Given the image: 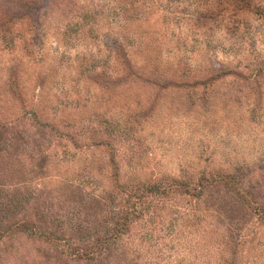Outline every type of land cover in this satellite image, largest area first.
Segmentation results:
<instances>
[{"label":"rangeland","instance_id":"obj_1","mask_svg":"<svg viewBox=\"0 0 264 264\" xmlns=\"http://www.w3.org/2000/svg\"><path fill=\"white\" fill-rule=\"evenodd\" d=\"M0 264H264V0H0Z\"/></svg>","mask_w":264,"mask_h":264},{"label":"trees","instance_id":"obj_2","mask_svg":"<svg viewBox=\"0 0 264 264\" xmlns=\"http://www.w3.org/2000/svg\"><path fill=\"white\" fill-rule=\"evenodd\" d=\"M151 187H153V186L151 185ZM151 187H150V188H151ZM156 189H157V187H156Z\"/></svg>","mask_w":264,"mask_h":264}]
</instances>
